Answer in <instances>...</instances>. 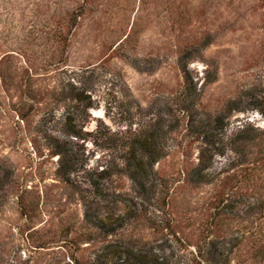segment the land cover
Instances as JSON below:
<instances>
[{
	"label": "rangeland",
	"instance_id": "1",
	"mask_svg": "<svg viewBox=\"0 0 264 264\" xmlns=\"http://www.w3.org/2000/svg\"><path fill=\"white\" fill-rule=\"evenodd\" d=\"M184 86L192 105L226 115L224 136L243 129L252 142L240 165L218 156L204 184L185 180L196 144L155 163L172 230L186 251L215 237L227 264H264V0H0V264H91L103 240L57 174L56 138L101 170L122 109L158 117ZM150 224L139 216L123 241L158 239Z\"/></svg>",
	"mask_w": 264,
	"mask_h": 264
},
{
	"label": "trees",
	"instance_id": "2",
	"mask_svg": "<svg viewBox=\"0 0 264 264\" xmlns=\"http://www.w3.org/2000/svg\"><path fill=\"white\" fill-rule=\"evenodd\" d=\"M90 70L82 68L78 75L84 77ZM83 94V90L76 93L77 99L83 101ZM189 96L190 87L184 86L163 105L158 117L140 122H132L130 109H122L119 117L127 124L124 130L108 132L116 154L101 170L87 166L84 145L73 150L66 141L56 138L57 174L77 190L84 221L97 229L103 240L95 248L91 264H227L229 254L219 247V238L205 237L186 251L190 244L172 230L169 180L154 165L172 148L177 147L186 155L196 144L197 161L184 170L185 180L204 184L209 181L218 156L228 155L229 165L242 164L252 138L243 129L231 137L224 136L226 115L203 111L200 105L188 102ZM91 105L90 99L82 107L87 111ZM91 132L81 129L83 134ZM71 135L85 141L77 131ZM113 176L125 177L129 190L115 189ZM139 216L160 233L158 239L135 245L123 241L124 230L129 231Z\"/></svg>",
	"mask_w": 264,
	"mask_h": 264
}]
</instances>
